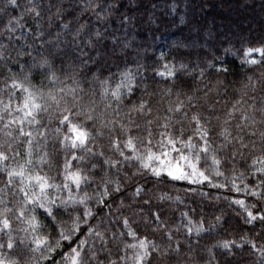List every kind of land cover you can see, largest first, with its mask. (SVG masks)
I'll return each instance as SVG.
<instances>
[{"label":"snow or ice","instance_id":"obj_1","mask_svg":"<svg viewBox=\"0 0 264 264\" xmlns=\"http://www.w3.org/2000/svg\"><path fill=\"white\" fill-rule=\"evenodd\" d=\"M8 7L20 8L22 12L19 16L9 17L4 23L0 35L7 39H18L14 33L22 28L21 22L25 13L37 20L42 15L40 0H28L27 5L20 4L18 0H6L4 8ZM51 7L53 5L49 6ZM86 7L93 11L97 8L103 11L104 6L100 0H91ZM53 15L62 19L61 9L57 8ZM96 16L100 19V12H96ZM61 27L68 31L73 43L81 37L85 29L83 24L74 32L67 23H63ZM43 36L42 31L36 33V38ZM102 36L100 31L93 32L87 44L91 45L93 39L98 40ZM53 39L59 41L60 33H55L52 39L45 42L52 43ZM27 48H31V45H27ZM253 53H258L260 59L250 58ZM17 55L31 56V52H18ZM243 56L246 64L264 65V45L244 49ZM4 59V53L0 51V60ZM164 67L166 71L157 74L175 81L177 72L174 66L171 69L168 65ZM183 67L182 64L181 68ZM6 70L9 73L5 83L7 99L0 98V132L5 137L0 141V171L5 174L3 186L0 187V264H45L48 261L56 264L52 256L58 249H62L65 242L68 244V251L60 253L64 264H200L194 247L199 246V239L187 242L185 252V244L174 240L173 230L161 220L159 212L152 213L151 225L153 232H162L161 243L149 239L147 235L138 237L137 232L131 229L127 217L121 219L123 227L129 229L127 233L108 234L107 229L99 231L88 224L93 212L87 204L93 197L87 192L83 196L74 197L72 192L74 189L79 191L82 185H88L90 177L87 173L97 168L101 181L99 187L102 189L96 197L98 204H104L105 197L121 190L120 183L107 176V170L115 168L119 172L121 165L132 162L139 164L136 171L132 172V177L150 172L157 179L166 176L172 181H187L189 184L207 182L211 187L243 191L246 195L264 202V73L257 76L255 82L252 76L247 77V83L242 89L231 99H226L219 110V100L209 103L206 99L211 89L201 96L197 94L200 89L174 92L173 87H168L163 91V96L169 97L168 106L164 110L166 115L163 117L154 115L151 103V97L158 93H149L145 86L143 93L149 100L141 98L138 103L132 104L129 112L125 114L126 119L118 121L108 119V111L112 109V104L108 101L114 100L117 104L122 102L124 93L121 88L125 86L124 79L116 84L115 89H104L102 95L105 102L103 108H100L92 99L94 93L88 95L81 87L82 69L74 63L68 64L67 70L63 63L57 69L47 56H40L39 60L32 57L31 63L19 64L17 71L20 75L14 74L11 68ZM217 70L222 73L229 71L224 67ZM34 71L45 76L51 84H63L64 81L57 75L59 71L74 86L44 92L42 87L32 83ZM124 75L131 76V73L126 71ZM102 83L107 84L109 81ZM134 87V84L127 85V95L131 96ZM257 92L260 93L259 96ZM173 96L174 100L171 99ZM132 112H136L143 119V125L131 118ZM45 113L48 114V119L42 122L38 117ZM53 115L57 123L53 132L56 134L58 150L64 159L63 181L60 184L56 183V177L50 176L39 167L45 164L51 167L47 151L40 155L39 165H34L32 159V146L34 142L38 143L37 137L47 140L48 125L51 124ZM153 124L163 131L154 133ZM177 125L180 127L177 128ZM105 135L115 158L106 157L102 146L100 150H94L97 139ZM20 138H25L24 142L28 146L27 159L24 163L10 166L8 162L15 161L20 156L19 151L14 148ZM208 158H211L214 166L212 175L201 168V160ZM221 159L231 166L233 175L230 182L214 183V177L224 176L220 170ZM72 161L87 163L90 167L87 172L83 167L72 171ZM237 164L244 170L237 168ZM124 176L125 180L129 178L128 173ZM236 180L241 181L243 188ZM53 189L58 193L56 196L50 195V190ZM64 189L68 190L66 198L59 195ZM141 191L142 188L137 187L135 195L139 196ZM144 203L148 204L149 200ZM232 203L243 209L244 224L264 231V206L253 212L251 209L257 207L255 203L251 208L242 199L233 200ZM71 204L84 206L82 215L73 218L69 214L70 224L57 220L55 210L67 209ZM37 210H42L41 215L50 221L56 238L48 231L49 225L37 215ZM182 215L186 217L187 213ZM215 220L216 225L221 224V217L217 216ZM191 224L192 221L189 220L186 241L193 231L199 237L201 233L216 227L210 225L205 228L203 220L198 222L195 229ZM82 225H88L87 232L83 238L74 241ZM179 231L180 228L176 227L175 232ZM126 235L136 242L124 241L123 237ZM255 235L260 236L261 232H256ZM97 241L100 242L99 246ZM110 243L112 247L109 246ZM245 245L259 256V264H264V245L258 246L254 239L247 236H241L239 243L235 239H220L211 247L205 246V250L214 259L213 249H221L228 256H232L235 255L233 249H242ZM114 253L115 259L112 258Z\"/></svg>","mask_w":264,"mask_h":264},{"label":"trees","instance_id":"obj_2","mask_svg":"<svg viewBox=\"0 0 264 264\" xmlns=\"http://www.w3.org/2000/svg\"><path fill=\"white\" fill-rule=\"evenodd\" d=\"M18 2L27 5L28 0H18ZM88 2L91 0H40L41 17L37 20L25 13L21 22L22 28L14 33L18 39H7L0 35V46H3L0 47V51H3L5 56L4 60H0V98L7 99L5 83L9 73L6 69L11 68L14 74L20 75L17 71L19 64L31 63L32 57L39 60L40 56H47L57 69L62 63L65 70L70 63L78 65L82 69L81 87L88 95L94 93L92 99L100 108H103L105 102L102 95L104 89H115L116 84L124 79L125 86L121 88V92L124 93L121 97L122 102L117 104L114 100L108 101L112 104V109L116 110L109 109L108 119L118 121L126 119L125 114L129 112L132 104L138 103L141 98L149 100V97L143 93L145 86L149 93L153 91L158 93L151 97V103L154 115L163 117L166 115L164 110L169 102V97L163 96V91L168 87H173L174 92L200 89L197 94L201 96L211 89L206 99L209 103L219 100L220 104L217 105L219 110L226 99H231L238 90L242 89L247 83V77L252 76L255 82L256 77L264 73V65H249L243 62L244 49L264 45V0H100L104 6L103 11L98 8L94 11L87 9ZM5 3L6 0H0V33L9 17L19 16L22 12L20 8L5 9ZM50 5L53 7L49 8ZM57 8L61 9L62 19H57L53 15ZM96 12H100V19L97 18ZM63 23L69 24L73 32L81 24L85 25L81 37L76 42L73 43L71 35L61 27ZM38 31H42L44 36L36 38ZM95 31H100L103 36L98 40L93 39V43L88 45L87 40ZM57 32L60 33L59 41L53 39L52 43L45 42L52 39ZM27 45H31V48H27ZM23 51H30L31 56L17 55L18 52ZM250 58L260 59V56L258 53H253ZM182 64L183 68H181ZM164 65H168L170 69L174 66L177 72L175 81L157 74L166 71ZM221 67L229 71L219 72L217 69ZM126 71H130L131 76H125ZM57 75L60 76L61 81H64L63 84L59 82L51 84L45 76L34 71L32 83L42 87L44 92L74 86L59 71ZM105 80L109 83H102ZM128 84L135 85L131 96L127 95ZM256 94L260 95L259 92ZM88 95L85 96V100ZM171 99L174 100L175 96ZM38 118L46 122L48 114H42ZM131 118L142 125L144 123L136 112L131 113ZM51 119L47 140L37 137L38 143L34 142L32 146V159L34 165H39L40 155L43 151H47L51 167L47 164L39 167L50 176L56 177V183L60 184L63 181L64 159L63 154L58 150L56 134L53 132L57 126L54 115ZM176 127L179 128L180 125ZM25 128H28L27 124ZM152 128L154 133L163 131L155 124ZM186 134H188L187 128ZM4 139L3 132H0V141ZM215 139L219 140L218 137ZM24 141L25 138H20L14 144L20 156L15 161H9L10 166L24 163L27 159L28 146ZM96 145L94 150L98 151L102 146L106 157L115 158L108 147L107 135L98 138ZM71 163L72 171L77 167H83L87 172L90 167L87 163L81 164L77 161ZM138 167V163L132 162L121 165L119 172L115 168L107 170V176L113 181H118L121 190L105 197L104 204H98L96 200L102 190L99 187L101 181L100 176L97 175L98 168L87 173L90 183L82 185L79 191H76L69 182L74 189L72 192L74 197L83 196L84 192L93 197L87 204L93 212L88 224L99 231L107 229L108 234L127 233L129 229L124 228L121 223V219L127 217L131 229L137 232L138 237L147 235L149 239L161 243L162 232H153L151 225L152 213L159 212L161 220L173 230L174 240L185 244V252H187V242L199 239V246L194 245V247L200 264H208L209 261L211 264H259V256L247 245L242 249H233L235 255L232 256H228L221 249H213L214 259L205 250V246L211 247L220 239H235L239 243L241 236L254 239L258 246L264 245V231L259 227L244 224L243 209L232 201L242 199L250 208L255 203L257 207L251 209L253 212L259 211L264 206V202L246 195L243 191L215 188L207 182L189 184L187 181H172L166 176L157 179L150 172L132 177V172ZM213 167L211 158L201 160V168L206 169L207 174H213ZM236 167L241 171L244 170L239 164ZM230 169L231 166L221 159L220 170L224 176L214 177L213 182H230L233 175ZM125 173H128L127 180ZM4 180L5 174L0 171V187L3 186ZM236 183L243 188L240 180H236ZM137 187L142 188L139 196L135 195ZM57 194L54 189L50 190V195ZM59 195L66 198L68 190H62ZM145 200H149V203L145 204ZM55 211L57 220L70 224L69 214L73 218L82 215L84 206L71 204L67 209ZM41 213L42 210H37V215L49 225L48 231L52 233L53 238H56L55 229ZM182 213H187V216H183ZM217 216L221 217L219 225H216ZM189 220L192 221L190 226L193 229L201 220L205 228H209L210 225L216 227L209 232L201 233L199 237L193 231L192 236L186 241V226H189ZM87 227L88 225H82L74 241L85 236ZM176 227L180 228L179 232H175ZM256 232H261V235L256 236ZM123 239L127 243L136 242L127 235ZM96 243L99 246L100 242ZM109 246L112 247L111 243ZM61 251H68L67 242L62 249H58L53 254L52 259L56 264H64ZM112 258H116L115 253ZM45 264H51V261Z\"/></svg>","mask_w":264,"mask_h":264}]
</instances>
